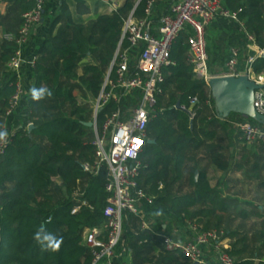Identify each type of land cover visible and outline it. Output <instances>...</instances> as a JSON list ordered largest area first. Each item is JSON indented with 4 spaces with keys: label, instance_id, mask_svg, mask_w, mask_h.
Segmentation results:
<instances>
[{
    "label": "trees",
    "instance_id": "trees-1",
    "mask_svg": "<svg viewBox=\"0 0 264 264\" xmlns=\"http://www.w3.org/2000/svg\"><path fill=\"white\" fill-rule=\"evenodd\" d=\"M12 1L21 6L19 8L22 12L34 6L33 0ZM86 1L65 0L61 6V12L66 15L65 25L54 33V28L62 17L60 14L50 25L46 38L38 42L35 49L39 58L32 69H35L37 84L49 81L51 98L70 99V92L61 86L62 78L79 67L85 73V87L98 96L103 80L102 66L111 64L119 44L124 19L132 10L135 15L142 16L147 0H124L114 12H99V6L103 5L99 1L90 17L70 15L67 9L70 4L85 5ZM165 1L159 0V3L164 5ZM224 4L228 9L239 11L240 19L254 36L255 42L264 46V38L261 37L264 32V0H225ZM17 9L18 7L14 10ZM44 10L47 11V5ZM90 20L95 22L98 34L108 46L106 51L104 50L105 55H94V62L87 61L91 51L97 47V41L87 31V22ZM242 35L248 42L245 33L242 32ZM186 37L187 34L182 33L176 39L171 51L174 64L164 69L162 92L158 95L157 105L147 127L149 139L154 142H146L143 148L141 161L145 167L138 180L139 185L153 196L152 203L144 202L141 207L142 216L150 222L152 230L181 238L183 236L173 229V225L178 229L180 225H188V221L202 223L204 218H218V210L229 209L220 191L211 187L205 171L199 170L195 179L197 169H192L191 192L179 195L173 193L170 188L171 184L181 178L182 166L190 147L199 148L203 141L201 136L206 139L214 138L216 126L220 125L225 130L230 125L228 121H221L216 116L214 106H208L207 100H211L213 104L214 101L211 94L207 95L205 82L194 75L192 65L187 61ZM127 46L128 42L124 40L122 47ZM231 47H238L241 51L242 45ZM14 49V45L8 41L3 40L0 43V67L3 65L5 70ZM216 49L219 48H209L207 44L209 68L215 59ZM229 55V50L227 55H222V67ZM44 57L54 62L52 69L40 64ZM135 61L136 55L131 61L132 67ZM254 70L257 73L264 72V56L257 58ZM4 71L0 68V131L6 132L1 116L5 115L9 98L14 91L15 78L13 74L8 75L9 73ZM4 76L9 77L4 79ZM170 83H176L178 93L170 96L165 107H160L165 104H161V100ZM139 96L140 91L133 92L122 99L120 106H128L129 102L136 104ZM193 97L201 99L207 112L201 118L202 125L198 128L195 120L202 110H198V105H191ZM178 102L180 107H177ZM117 106L116 102L110 101L99 113V120L103 121L105 114L115 110ZM194 110L198 112L191 121L189 112ZM233 115L238 118H233ZM227 120H249L256 123L237 113H231ZM87 123L88 120L77 107L69 115L56 113L43 118L30 131L17 130L13 133L5 155L0 158V264H91L89 249L82 243V231L85 227L105 224L103 209L108 196L105 190L108 174L105 166L98 175L85 172L82 168L83 162L92 163L95 158L93 141H85V130L91 129ZM254 145H260V148L264 149L261 144ZM210 149L215 151L213 147ZM210 162L224 172L229 169L227 158L212 154ZM254 166L256 167V164ZM78 181L84 183L81 196H75L73 191L74 183ZM83 198L88 200L92 208L85 206L72 213L73 206ZM198 206L200 207L197 208ZM208 226L209 221H206L202 227L207 230ZM41 227L47 233L62 238L58 249H42L33 239L34 233ZM161 247L160 238L152 237L147 230H141L138 217L129 214L125 217L124 234L118 246V253L122 248H128L125 251L134 252L140 264H180L181 258L185 260V264H192L176 251L166 252L163 256L160 255L161 259L155 261L153 255L160 251ZM227 251L237 257L235 264H253L249 259L238 258L240 251ZM206 258L215 264L210 255L207 254ZM124 259L120 257L113 264H123ZM262 262L258 264H263Z\"/></svg>",
    "mask_w": 264,
    "mask_h": 264
},
{
    "label": "built area",
    "instance_id": "built-area-1",
    "mask_svg": "<svg viewBox=\"0 0 264 264\" xmlns=\"http://www.w3.org/2000/svg\"><path fill=\"white\" fill-rule=\"evenodd\" d=\"M33 1L34 6L23 12L18 31L7 33L3 39L15 47L8 61V67L15 78L14 91L9 98L5 117L14 114L24 95L23 70L34 68L39 58L35 51L27 55L25 48L32 29L41 21L49 0ZM2 2L4 0H0V3ZM119 7L117 3H111L109 12H114ZM155 8L156 0H147L142 16L135 15L132 10L124 19L118 47L96 98L90 126L94 133L92 144L95 158L92 163L83 162L82 168L93 175H98L103 166L107 168L105 190L108 196L103 209L105 224L85 227L82 231V243L89 249L91 264H113L115 260L120 259L118 246L123 239L125 217L129 214L139 218L141 230H147L152 237L160 238V251L179 252L192 264H212L206 259V249L212 248L215 252V264H235L234 257L220 241L222 231L206 230L194 222L190 224L191 238L152 230L150 222L142 216L141 210L144 202L153 201V196L138 183L145 167L141 161V153L149 140L147 127L157 105L158 95L162 92L164 69L174 64L171 51L174 42L182 33L187 34V60L192 65L193 73L202 79L208 88L209 80L214 76L247 75L256 84L264 85V72L257 73L254 70L257 58L264 56V48L256 44L254 36L240 19L239 11L228 9L224 0H174L167 11L159 16L157 26L153 27ZM217 18L238 24L254 52L243 59L240 49L232 47L220 73L214 75L208 65L206 29ZM124 40L128 42L127 47H122ZM134 55L136 61L132 67ZM135 91H140L136 104L123 109L120 106L122 99ZM110 101L116 102L117 108L106 113L103 121L99 120V113ZM196 103V97L191 98V104ZM209 104L214 106L211 100ZM254 107L264 116V87L254 91ZM190 115L192 120L195 117L194 111H190ZM234 125L244 143L264 146V126H261L264 124L244 120L235 121ZM3 129L6 131L7 127L4 125ZM6 133V142L0 141V158L5 155L12 140L13 133ZM75 196H78L77 193ZM85 206L92 208L88 200L83 198L73 206L72 213Z\"/></svg>",
    "mask_w": 264,
    "mask_h": 264
},
{
    "label": "rangeland",
    "instance_id": "rangeland-1",
    "mask_svg": "<svg viewBox=\"0 0 264 264\" xmlns=\"http://www.w3.org/2000/svg\"><path fill=\"white\" fill-rule=\"evenodd\" d=\"M122 5V4H121ZM120 5V6H121ZM15 9V8H14ZM13 7L11 8L10 11V17H14V20H9L12 22H7L10 24L12 23V25L17 24V21L19 20V9L14 10ZM234 11V10H233ZM264 11V8H263ZM23 14V13H22ZM21 14V16H22ZM12 19V18H10ZM21 25V24H20ZM20 25H18L17 28H12L10 30H6L3 35H2V41L4 39V35H6L7 33H16L20 27ZM233 27L230 26V24H226L225 26H222L221 31H219V37L221 32H230L232 30H235L239 33V38L238 40L236 39H231V38H225L224 40H222L224 43L223 45H225L223 48L217 47L215 46L214 42H213V49L215 48H219L216 49L217 53L215 54V59H213V62L210 64V72L214 75L219 74L221 69H222V64L221 63V57L222 55H227L228 53V47L229 46H234L236 44H241V57L243 59H245L248 55H250L251 53H253L254 51H252V48L249 47V42L246 41V39L244 38V36L242 35V31L239 27L238 24L233 23ZM213 27V26H211ZM16 29V31H15ZM87 31L88 34H91L94 38L95 41H97V47L95 49H93L91 51V55L90 57L87 58V61H95L94 55L96 57V54L98 55L99 53L101 55H105V51L108 48V46L106 45L105 41L100 37V35L98 34V28L95 24L94 21L90 20L87 22ZM222 33V35H223ZM229 34V33H226ZM32 35V34H31ZM31 35H30V39L29 42L26 44L27 45L30 43L31 41ZM262 38H264V32H262ZM222 38V37H221ZM212 39V38H211ZM215 39V38H213ZM0 41V43L2 42ZM5 41V40H4ZM239 41V42H237ZM257 44V43H256ZM208 45L209 48L211 47V42L208 40ZM259 45V47L264 48V46H261L259 43L257 44ZM105 50V51H104ZM97 59V58H96ZM100 60L98 59V62ZM188 61V60H187ZM101 62H99L100 64ZM40 64L43 67H46L48 69H52L54 66V62L49 60L47 57L44 59H42L40 61ZM6 70L4 68V66L2 65L1 70H5V73H9L8 75L12 74V71L9 69L8 67V62L6 64ZM102 85L104 83L105 77L107 72L109 71L110 68V64L109 65H103L102 66ZM51 71V70H50ZM35 69L29 70V71H24L23 75H22V80H23V85L25 86V92L23 97L20 99L19 105L17 106V108L14 111V114L11 116L13 117L10 121L11 117H5V115L3 114L1 116V119L4 123V125L7 127L6 131L8 133H14L17 130H27L30 131V125H32L33 127L43 118H48L49 116H53L56 113H63L65 115H69L73 110H75L77 107L80 108V110L82 111L83 116L85 117L86 120H88V122H91V120L93 119L94 116V112H95V104H96V98L97 96H95L91 91H89L86 87L85 84L83 83V78L85 77V73L83 71L82 68H77L76 70H74V72H72L71 74H69L68 76H64L62 78V88L67 89L68 92H70V99H63V98H45L42 100H33L31 97V93H30V89L32 88H41V87H50V83L48 82H40L39 84H37L36 81V77H35ZM48 74H50L48 72ZM9 77V76H7ZM5 79V78H4ZM8 79V78H6ZM37 86V87H36ZM178 93L177 90V85L176 83H170L167 85L166 90H165V95L164 98H162L161 100V104L165 103L163 105H160V107H165L166 103H168V101L170 100V96L176 95ZM130 99V98H129ZM197 99V103L196 105H198V110H202V113L196 118L195 122L197 123V128L202 125L201 124V118L204 117L207 112L205 111L204 105L201 102V99ZM1 104V103H0ZM128 106L124 105L121 106L123 109L128 108L131 104V102H129V104H127ZM198 111L194 110V113L196 114ZM204 113V114H203ZM231 116V114L229 115ZM242 116V115H241ZM233 118H238L237 115H233ZM244 117V116H242ZM247 118V117H244ZM91 128V127H90ZM196 128V129H197ZM220 129H222V127H220ZM219 128H215V133L216 135L219 137H225V136H237L236 134H234V130L230 129L229 127H227L225 130H220ZM86 133V137H85V141L86 142H92L94 139V133L92 128L90 130H85ZM238 134V133H237ZM239 136H237V139L234 140L235 145L240 148V151L242 152V157L241 159L238 158H234V156L232 155V153H226L227 156H229L227 158V161L229 163V169L228 171L224 172L223 176L220 179H217L218 175L216 174V171H211V180L214 184H217V182L225 179L228 183L233 184L236 188H235V193L234 191H232L231 193H229L226 189V191L223 192V190H221V196L222 194L224 195L225 193V198H222L225 202V204H227L229 206V209L225 210V211H220L218 210V213L221 214L219 215L218 218L212 216L210 219H206V221H209V226L208 229L210 230H219L222 231V238H221V242H223V240L225 238H229L230 239V246L228 248V250H238L240 251V253H242L243 258L249 259L251 261H253V264H258L260 263V261H263L262 263L264 264V233L262 234V236L260 235L259 232H242L245 233L242 236H238L240 234H242L241 232H239L238 230L241 229V227L243 226V228H245V225H243V223L245 224H249L246 223L245 221H250L251 217L253 214L254 216H259L257 214H259V209L256 206H251L252 204H254L253 202H249L247 201L245 204L244 202H239L236 201L235 199L232 200L233 198V194H238L240 195L241 199H245V200H250L252 199L251 197L253 196V188H255L256 184H260L262 182V180H264V173L261 170V168H258V166L255 165V162L258 163V165L260 164L259 160H256V157L253 156L251 159L248 157V155H252L255 153H257V155H259L260 157L262 155H264V149H261L260 145H248L245 144L242 140H240L238 138ZM201 138H205L204 136H201ZM234 138V137H233ZM230 147H233L234 143L229 142ZM239 151V152H240ZM199 154L196 152V150L193 149H189L188 152L186 153L185 156V162H187L186 168L184 169V178H182V174H181V178L180 180L177 181L178 184V191H191L193 189V185H192V181H191V171L192 169H197V168H201V165L196 161V157ZM260 167V166H259ZM240 168V169H239ZM238 170L239 173H237L236 171ZM258 173V174H257ZM252 182L256 183L254 185H252ZM177 183L175 185H177ZM182 183V184H181ZM170 185V184H169ZM174 185V187H175ZM74 193H77L78 196H81L83 191H84V183L83 182H76L74 183ZM238 189V190H236ZM176 191V193L178 192ZM174 193V192H173ZM235 196V195H234ZM241 201V200H240ZM251 206L250 209L251 213H248V217H242V220H239V215H240V211H242V213L244 214L246 211V207L247 206ZM200 206H198L197 208H199ZM246 214V213H245ZM247 218V219H246ZM203 221L202 223H199L198 221H194V223L202 225L203 223L205 224L206 221ZM193 221H188V226H189V232L190 231V224ZM240 223V224H237ZM218 226V227H217ZM236 236V237H235ZM235 237V238H234ZM128 249V248H127ZM127 249H121L119 251V255L120 257H124L125 259L123 260V264H140V262L138 261V259L134 256V252L129 251L127 253ZM166 254V252L164 251H160L156 254L153 255L155 261L157 259H161V257ZM160 255H162L160 257ZM180 257V256H179ZM234 259H236L234 257ZM142 264V262H141ZM180 264H185V262L183 261V258H181L180 260Z\"/></svg>",
    "mask_w": 264,
    "mask_h": 264
},
{
    "label": "crops",
    "instance_id": "crops-1",
    "mask_svg": "<svg viewBox=\"0 0 264 264\" xmlns=\"http://www.w3.org/2000/svg\"><path fill=\"white\" fill-rule=\"evenodd\" d=\"M64 1L65 0H49L47 2V4H46L47 5V11L45 12V10H44L43 17H42L41 21L39 23H37L32 29L31 41L27 45V47L25 48V53L27 55H29L32 52H34L35 49L37 48L38 42H41V41H43L46 38V36L49 33L50 25L52 24L53 20L57 16H59L60 14L62 15V17L59 19L58 23L56 24V26L54 28V33L60 27L65 25L66 15L61 12V6H62V3ZM99 1L103 4L102 6H99V10H98L99 12H104V11H108L109 12V5L111 3H117L120 6L124 2V0H87L85 5L70 4L67 9H68V12L70 13V15H72L73 17L76 16V15H82L84 17H90L95 12V9L97 8V4H98ZM173 1L174 0H166L164 5H163V3H159V0L156 1V8L154 10L153 17H152V20H153L152 24L154 25L153 27L157 26L156 23H157V20H158L159 16L162 13H165L167 11L169 5ZM12 7L13 8L14 7L15 8L18 7L19 14L23 13L22 12L23 10L19 8L21 6L19 4H15V2H13L12 0H4V2L0 3V41H2V35H3V33L6 30H10L12 28H17L18 25H19V20L20 19L17 21V24L12 25V23H10V24L8 23V22H12V21H9V20H12V19H10V18H12V17H10V11H11ZM7 20H8V22H7ZM228 23L230 24L231 27L234 26L233 25L234 22L231 21V20L224 19V18H217L207 27V29H206V39H207V44H208V40L211 42V45H210L211 48L213 46V42H214L215 46H217V47L221 46L223 48L225 45H223L224 43H222L223 42L222 40H224L225 38H231V39L238 40L239 33L237 31H235V30H232L230 32H224V33L221 32L220 36L222 38L221 37L218 38V36H219L218 33H219V31H221L222 26H225ZM211 26H213V27H211ZM154 31H156V30H154ZM222 33H223V35H222ZM226 33H229V34H226ZM213 38H215V39H213ZM208 47H209V45H208ZM231 48H232L231 46L228 47L229 51H230ZM29 70L30 69L25 68L23 70V72L24 71H29ZM4 78L6 79L7 76H4ZM206 92H207V95L210 96V94H211L210 93V89L207 86H206ZM207 104H208V106L210 108H213L209 104V100H207ZM12 118L13 117L10 118V121H11ZM220 120L221 121H228V123L230 124L228 127L230 129L234 130V134L237 135V131H236V128H235V125H234V121H229V120H227V118L226 119H220ZM217 128L220 129V125ZM220 130H223V129H220ZM233 137L229 135V137L228 136H225V137L223 136V137H219L218 138V136L215 135L214 138H212V139L202 138L203 141H202V144H201V146L199 148L196 149L193 146L190 147L191 149L194 148L196 150V152L199 154L196 157V161L201 165V168H197L196 172H198L199 170L205 171L206 176L209 179L211 187L212 188L216 187L220 191V193H221V190H223V192H224V191H226V189H227V191L229 193H231L232 191H234V193H235V188L236 187L233 184L228 183L225 179L221 180L220 184H219V181L217 182V184H214L212 182L211 173H210L211 171H216V174L218 175L217 179H220L223 176L224 171H222V170L218 169L216 166H214L210 162V158H211L212 154L221 156L222 158H228L229 156H227L226 153H229V151H230V153H232L234 158L241 159L242 152L240 151V148H238L235 145V143H234V140L237 139V136L233 135ZM229 142L234 143L233 147H230V145H229L230 143ZM211 147H213L215 151L211 150L210 149ZM253 156L256 157L257 161L259 160L260 164L258 165L257 162H255V164L258 166V168H261V170L264 173V155H262L260 157L255 152H254V154H252L250 156L248 155V157L250 159ZM186 165H187V162H184V164L182 166V171H181L182 178H184V173H182V172H184V169L186 168ZM236 172L239 173L238 170ZM176 183L177 182H175V183L170 185L171 191L174 192V193H176V191L180 190L177 187L179 183H177V185H175ZM254 184H256V183L252 182V185H254ZM174 185H175V187H174ZM251 188L253 189V194H252L253 196L251 197L252 199H250V200L241 199L240 195L233 194L232 200L235 199L236 201L244 202V204L247 201L253 202L254 204H252L251 206L258 207L260 213L257 214L259 216H254L253 217L254 214L252 216H250L251 217L250 221H248V220L245 221L246 223H249V224L243 223V225H245V228H243V226H242L241 229L238 230V231L241 232V233L242 232H247V231L250 232V233L251 232H259L260 235L262 236V234L264 233V180H262V182L260 184H256L255 188H253V187H251ZM236 190H238V189H236ZM191 191H183V192L182 191H178L177 194L180 195V194L188 193V192H191ZM225 194L224 195L222 194L221 197L225 198V196H226ZM251 206L249 204V206L246 207L247 208L246 211H245L246 214L245 213L243 214L242 211H240L239 220H242L241 219L242 217H248L247 216L248 213H251V210H252V209H250ZM219 215H221V214H219ZM204 220H205V218H204ZM237 224H240V223H237ZM175 227L176 226L173 225V229H175L176 231L180 232V236H183L182 238H191L192 232H189L188 225H184V226L180 225V228H178V229H176ZM244 234L245 233H242V234H240L238 236H242ZM229 243H230V239L229 238H225L223 240V242H222L223 246L226 249L229 248V246H230ZM214 253L215 252H214V250L212 248H207L206 249V256L208 254V255H210V257H212L214 259ZM242 255L243 254L240 253L238 258L243 259ZM235 258H237V257H235ZM183 261H185V260H183ZM207 261H209V260H207Z\"/></svg>",
    "mask_w": 264,
    "mask_h": 264
},
{
    "label": "water",
    "instance_id": "water-1",
    "mask_svg": "<svg viewBox=\"0 0 264 264\" xmlns=\"http://www.w3.org/2000/svg\"><path fill=\"white\" fill-rule=\"evenodd\" d=\"M262 87L264 85L256 84L247 75L212 77L209 80V88L216 116L226 119L231 113H237L264 124V116L259 114L254 107V91ZM177 107H180V102L177 103ZM87 125L91 126L92 122H88ZM32 128L33 126L30 125V130ZM147 142L152 143L154 140L149 139ZM197 176L198 172L195 173V179Z\"/></svg>",
    "mask_w": 264,
    "mask_h": 264
},
{
    "label": "clouds",
    "instance_id": "clouds-1",
    "mask_svg": "<svg viewBox=\"0 0 264 264\" xmlns=\"http://www.w3.org/2000/svg\"><path fill=\"white\" fill-rule=\"evenodd\" d=\"M31 97L33 100H42L51 98L52 92L46 87H41L39 89L32 88L30 89ZM7 139V133L0 131V141H5ZM33 239L41 245L42 249H58L59 244L62 242V238L55 237L54 234L47 233L42 227L39 228L33 235Z\"/></svg>",
    "mask_w": 264,
    "mask_h": 264
}]
</instances>
